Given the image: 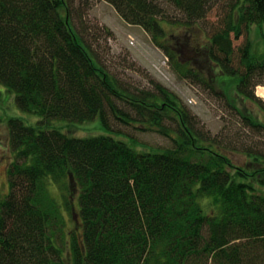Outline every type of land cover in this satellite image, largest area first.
Wrapping results in <instances>:
<instances>
[{
  "label": "trees",
  "instance_id": "obj_1",
  "mask_svg": "<svg viewBox=\"0 0 264 264\" xmlns=\"http://www.w3.org/2000/svg\"><path fill=\"white\" fill-rule=\"evenodd\" d=\"M107 1L150 34L180 75L202 82L206 75L208 91L221 87L244 126L264 129L260 112L230 101L236 93L260 103L249 88L252 74L264 71V48L246 38L235 50L230 34L261 27L264 0H234L208 37L197 23L213 0ZM172 7L184 17L166 18ZM94 60L67 0H0V84L22 112L37 116L33 124L7 121L14 153L0 201V264H264V154L233 162L173 92L117 88ZM116 99L172 144L141 150L109 134L73 137L51 125L99 117L111 132L109 115L124 120ZM169 112L175 136L161 125ZM63 178L78 190L81 218L69 241L60 233V205L44 194V181Z\"/></svg>",
  "mask_w": 264,
  "mask_h": 264
},
{
  "label": "rangeland",
  "instance_id": "obj_2",
  "mask_svg": "<svg viewBox=\"0 0 264 264\" xmlns=\"http://www.w3.org/2000/svg\"><path fill=\"white\" fill-rule=\"evenodd\" d=\"M67 1L76 31L91 49L95 63L101 65L113 77L117 88L130 93H152L156 92L158 85H161L178 97L191 115L196 129L203 135L217 139L224 148L223 152L231 157L233 162L248 164L247 152L249 151L264 154V129L257 130L244 126L233 112V108L226 102L227 99L224 94L222 95L221 87L214 92L208 91L206 75L203 82L196 80V76L190 73L185 77L180 75L174 70L164 52L152 43L150 34L142 26L122 19L107 0ZM233 1L213 0L208 3L205 16L197 23L206 33V37L223 26ZM170 8H166V18L167 15L170 19L184 17L182 12L173 7ZM230 36L235 50L246 38L252 40L254 47L264 48V23L261 27L252 24L249 28L242 29L237 38H234L232 33ZM235 54L237 57H232V64H235L238 59V52ZM194 62L198 65L196 60ZM198 62L207 66V61L206 63L200 60ZM222 78L229 79L228 76ZM250 81L249 90L253 97L260 100V106L243 100L241 95L233 94L232 89L228 90V94H233V100L230 99V101L242 110L247 107L251 109V112H260L264 119V92L262 95L256 92L258 86L264 87V71L256 70ZM115 101L125 113L120 116L124 120L109 115V128L113 134L103 127L98 118L84 122L52 120L51 125L73 137L109 134L116 138L133 141L136 148L141 150L152 147L160 149L172 144L169 136L153 127L148 128L145 122H139L137 120L139 117L131 106L122 103L119 99ZM169 113H165L161 125L173 128L176 120L173 112ZM13 116L23 119L27 124H33L37 120L36 115L22 112L15 103L14 94L0 84V201L9 191L8 170L13 161L14 152L10 147L7 121ZM170 135L175 136L174 132ZM44 183L45 190L60 205L63 220L60 233L69 241V233L81 220L78 214V190L71 188L67 178H63L61 182L47 179ZM80 228L75 229V234L80 235Z\"/></svg>",
  "mask_w": 264,
  "mask_h": 264
},
{
  "label": "bare ground",
  "instance_id": "obj_3",
  "mask_svg": "<svg viewBox=\"0 0 264 264\" xmlns=\"http://www.w3.org/2000/svg\"><path fill=\"white\" fill-rule=\"evenodd\" d=\"M256 92L259 94V95H262L263 94V92H264V87H261V86H258L257 87V89H256ZM96 118H98L99 119V117H96ZM95 119V118H94ZM168 128H170L169 126H168ZM170 130V133H172L173 131L171 130V128L169 129ZM123 141H125V142H127V143H130L128 140H125V139H122ZM56 182H61V180H57ZM44 194L46 195V196H48L50 199H52L54 202H56L51 196H50V194L45 190V192H44ZM78 197V196H77ZM78 199V198H77ZM57 203V202H56ZM78 204V203H77ZM59 210V212H60V208L58 209ZM60 215H61V218H62V213L60 212ZM61 230H62V228H61Z\"/></svg>",
  "mask_w": 264,
  "mask_h": 264
}]
</instances>
